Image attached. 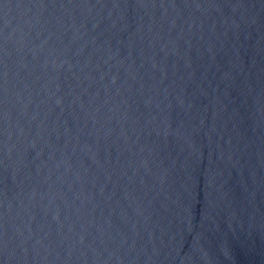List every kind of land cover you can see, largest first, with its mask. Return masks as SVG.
<instances>
[{
	"label": "water",
	"instance_id": "95a60500",
	"mask_svg": "<svg viewBox=\"0 0 264 264\" xmlns=\"http://www.w3.org/2000/svg\"><path fill=\"white\" fill-rule=\"evenodd\" d=\"M0 264H264V0H0Z\"/></svg>",
	"mask_w": 264,
	"mask_h": 264
}]
</instances>
